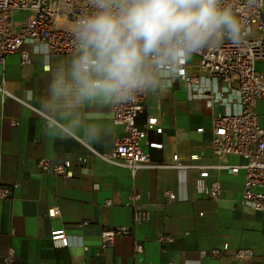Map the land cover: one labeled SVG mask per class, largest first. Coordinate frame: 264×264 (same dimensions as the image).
Returning <instances> with one entry per match:
<instances>
[{"label": "crops", "instance_id": "obj_1", "mask_svg": "<svg viewBox=\"0 0 264 264\" xmlns=\"http://www.w3.org/2000/svg\"><path fill=\"white\" fill-rule=\"evenodd\" d=\"M23 50L27 61H22ZM69 55H48L43 45L24 42L0 63V85L8 92L0 91V184L16 183L10 196L0 199V264L8 247L20 264H264V211L240 202L244 171L231 173L215 166L244 161L234 154L217 157L210 145L213 115L240 108L236 92H224L209 105L210 97L202 93L216 96L223 84L198 70L191 56L188 76L197 82L174 78L162 97L145 98V109L158 115L162 125L161 133L150 131L148 138L163 143L162 148L145 149L154 160L169 161L178 154L182 165H208L204 181L218 180L221 185L220 198L212 200L196 186L195 166L132 173L96 155L111 149L123 134L122 126L112 121L111 104L86 103L74 117L81 128L94 125L102 137L98 141L46 134L39 102L52 68ZM257 67L264 69V61ZM258 121L264 127L259 110ZM144 122V115L138 114L137 125L143 127ZM41 158L66 163L67 174L37 171ZM131 189L140 192L152 217L134 227L126 203ZM165 190L175 198L167 201ZM52 205L58 207L55 216L48 214ZM120 225L132 233L117 236L112 247L101 251V231ZM53 233H58L55 239ZM161 234L172 238L162 244L157 240ZM134 239L142 243L141 252L133 250ZM213 248L220 254H211ZM239 249H250L252 255L239 259Z\"/></svg>", "mask_w": 264, "mask_h": 264}, {"label": "built area", "instance_id": "obj_2", "mask_svg": "<svg viewBox=\"0 0 264 264\" xmlns=\"http://www.w3.org/2000/svg\"><path fill=\"white\" fill-rule=\"evenodd\" d=\"M234 11L248 29L249 35L239 45L230 40L214 49H205L192 56L196 59L197 68L208 74L214 81L223 84L222 90L215 96L208 95L210 105L215 99H222L224 92L235 91L240 108L235 112H218L211 119V149L217 157L228 154L238 155L243 159L241 164H218V168H226L231 173L243 169V188L240 202L252 209L264 211V127L258 121L257 105L264 102V69L257 68L258 61H264V0H256L249 7L248 0H228ZM89 0H0V63L3 64L7 55L18 51L24 42L41 44L46 54H71L73 24L85 13L90 11ZM15 11H28L22 20L13 23L12 14ZM22 61L28 60L27 51H21ZM189 58L182 60L174 78L197 82V78L189 77ZM0 91L8 94L0 85ZM146 96L140 95L134 100L123 104H111L112 121L121 125L123 134L116 138L111 149L95 153L104 161L113 165L127 167L132 173L141 168H177L185 169L195 166L199 169L196 186L212 200L220 198L221 185L218 180L206 183L209 176L208 165H182L178 162V154H173L169 161L154 160L145 147L162 148L163 143L148 138L150 131L162 132L158 115L145 109ZM142 113L144 126L139 127L136 117ZM42 114V113H41ZM16 124V122H15ZM198 127L197 131H202ZM67 164L51 162L41 158L35 164L39 172H49L54 175H66ZM13 185L0 184V199L10 196ZM94 189L98 184H93ZM167 201L175 198L174 193L164 191ZM127 205L133 212V227L152 219L149 211L141 201V194L131 189L127 197ZM58 207L52 205L48 214L55 216ZM56 232V231H55ZM132 229L125 225L111 229H103L100 233V249L105 251L112 247L119 235H128ZM58 233H53L55 239ZM172 235L161 234L157 240L160 243L171 240ZM66 245V241L63 242ZM142 243L133 240V250L141 252ZM211 254L219 255L220 250L211 249ZM252 255L250 249H239L235 256L246 259ZM2 264H20L15 251L8 247L2 256ZM76 264V263H73ZM137 264H150L139 262Z\"/></svg>", "mask_w": 264, "mask_h": 264}, {"label": "clouds", "instance_id": "obj_3", "mask_svg": "<svg viewBox=\"0 0 264 264\" xmlns=\"http://www.w3.org/2000/svg\"><path fill=\"white\" fill-rule=\"evenodd\" d=\"M256 0H248L249 7ZM72 26V51L56 63L40 100L49 137H102L74 119L89 102L123 104L162 97L182 60L224 40L239 45L248 29L228 0H89Z\"/></svg>", "mask_w": 264, "mask_h": 264}, {"label": "rangeland", "instance_id": "obj_4", "mask_svg": "<svg viewBox=\"0 0 264 264\" xmlns=\"http://www.w3.org/2000/svg\"><path fill=\"white\" fill-rule=\"evenodd\" d=\"M29 12L28 11H15L13 12L12 14V17H11V20L13 21V23H17V21H20L22 20L25 16H27ZM258 68V67H257ZM262 103V102H261ZM259 104L258 105V109L259 110V113H264V105L262 104Z\"/></svg>", "mask_w": 264, "mask_h": 264}]
</instances>
